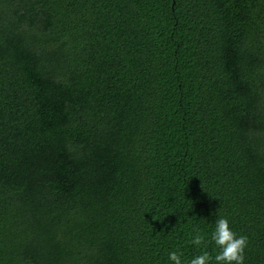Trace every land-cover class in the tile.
<instances>
[{"label":"trees","instance_id":"trees-1","mask_svg":"<svg viewBox=\"0 0 264 264\" xmlns=\"http://www.w3.org/2000/svg\"><path fill=\"white\" fill-rule=\"evenodd\" d=\"M219 217L264 264V0H0V264H173Z\"/></svg>","mask_w":264,"mask_h":264},{"label":"clouds","instance_id":"clouds-1","mask_svg":"<svg viewBox=\"0 0 264 264\" xmlns=\"http://www.w3.org/2000/svg\"><path fill=\"white\" fill-rule=\"evenodd\" d=\"M210 242L218 249L214 256L206 250ZM190 243L204 250L195 257L184 260L182 259L184 252L177 248L169 253V260L173 264H244V253L249 241L246 235H237L227 217H219L215 221L210 237L199 227L193 226Z\"/></svg>","mask_w":264,"mask_h":264}]
</instances>
